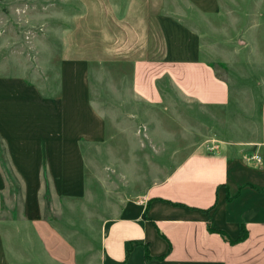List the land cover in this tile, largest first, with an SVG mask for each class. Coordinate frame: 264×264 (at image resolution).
Listing matches in <instances>:
<instances>
[{"label": "rangeland", "instance_id": "obj_1", "mask_svg": "<svg viewBox=\"0 0 264 264\" xmlns=\"http://www.w3.org/2000/svg\"><path fill=\"white\" fill-rule=\"evenodd\" d=\"M125 1L0 0V76L7 80L0 85L9 83L12 90L11 80L19 77L29 87V124L24 130L30 132L25 139L37 141L39 129L57 122L56 112L64 102L38 101L40 108L34 103L38 93L44 96L45 85L58 88L59 78H81L75 86L86 92L96 121L91 140L80 138L75 148L51 147L46 163L22 164L27 179L8 172L7 183L16 188L14 204L21 210L9 218L55 220L84 252L96 251L101 230L110 221L146 204L148 189L187 154L198 148L213 150L219 141L255 137L264 102V0H164L159 20L174 55L198 56L211 63L229 86L225 106L183 99L165 77L158 81L157 103L148 104L133 96L130 65L110 62L101 53L99 60L104 62L73 66L63 61L68 35L76 29L79 43L90 33V44L106 42L110 35L116 45ZM49 79H54L50 85ZM45 112L50 116L43 121ZM5 154L0 138V156ZM61 157L68 162H59ZM0 175L4 182L1 171ZM5 216L0 230L15 235V226L5 224ZM23 224L24 228L21 223L16 226L24 229L32 245L31 228Z\"/></svg>", "mask_w": 264, "mask_h": 264}, {"label": "crops", "instance_id": "obj_2", "mask_svg": "<svg viewBox=\"0 0 264 264\" xmlns=\"http://www.w3.org/2000/svg\"><path fill=\"white\" fill-rule=\"evenodd\" d=\"M125 2L116 45L110 35L106 42L90 44V33L82 35L80 41L85 42L79 43L76 29L68 35L63 61L73 66L104 62L99 60L101 53L110 62L130 65L133 96L148 104L157 103L162 77L183 99L211 106L229 103L228 83L216 75L211 63L198 56L174 55L159 20L164 0ZM4 81L0 76V82ZM11 81L12 90L9 83L0 85V138L8 154L0 156L4 176L3 182L0 175V218L8 215L4 223L16 229L15 235L12 230H0V264H264V102L259 106L255 137L219 141L213 150L198 148L187 154L148 189L146 204L110 221L101 230L96 251L84 252L55 220L9 218L11 212L21 210L14 204L16 188L7 183L8 172L28 178L22 164L48 162L51 147L75 148L80 138L91 140L95 114L88 109L86 92L75 86L81 78H59L58 88L45 85L44 96L38 93L36 108L41 107L38 101L64 102L65 107L56 112L59 118L50 129L38 130L39 139L34 142L25 139L29 129L24 130L29 124V87L19 77ZM49 116L43 113V121ZM59 162L68 161L61 157ZM18 223L31 228L32 245Z\"/></svg>", "mask_w": 264, "mask_h": 264}, {"label": "trees", "instance_id": "obj_3", "mask_svg": "<svg viewBox=\"0 0 264 264\" xmlns=\"http://www.w3.org/2000/svg\"><path fill=\"white\" fill-rule=\"evenodd\" d=\"M215 231V230H214ZM217 232H220V231H217ZM221 234H223L224 235V233L223 232H220ZM227 238V237H226ZM242 238V237H241ZM228 239V238H227ZM229 240V239H228ZM229 241H231V240H229Z\"/></svg>", "mask_w": 264, "mask_h": 264}, {"label": "built area", "instance_id": "obj_4", "mask_svg": "<svg viewBox=\"0 0 264 264\" xmlns=\"http://www.w3.org/2000/svg\"><path fill=\"white\" fill-rule=\"evenodd\" d=\"M255 159H257V160H258V157H255Z\"/></svg>", "mask_w": 264, "mask_h": 264}]
</instances>
